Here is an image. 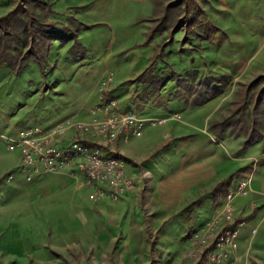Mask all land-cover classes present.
<instances>
[{
	"label": "rangeland",
	"instance_id": "rangeland-1",
	"mask_svg": "<svg viewBox=\"0 0 264 264\" xmlns=\"http://www.w3.org/2000/svg\"><path fill=\"white\" fill-rule=\"evenodd\" d=\"M19 1L0 0V18L14 10ZM45 1L48 8L26 5L30 10L28 20L51 23V31L62 37L52 38L50 50L45 56L38 55L40 63L33 54L23 65L20 60L24 52L10 50L8 61L0 67V184H6L11 173L13 182L25 181L20 171V152L8 151V138L36 127L51 129L72 116L77 122H88L102 93L109 96V92L100 93V85L111 78V97L121 109L126 105V111L122 110L134 112L146 126L141 137H130L128 142L118 139L108 149L128 150L132 160L136 154H149V165L158 172L159 179L178 167L194 166L193 157L186 164L183 161L182 155L189 147L183 144L179 150V143L172 138L176 134L186 137L191 146L202 151L198 160L201 168L210 169V173L213 170L211 177L203 178L199 197L181 210L197 218V208L203 204L199 214L203 222L189 225L188 234L204 228L217 213L211 214L223 206V195H215L219 184L231 178L228 189H238L241 181H254L264 166V97L256 102L264 93V0H195L204 12L203 26L193 31L183 27L171 36L176 20L150 42L147 35L157 25L151 22L155 17V8L150 7L155 6L153 0ZM158 1L161 5L156 21L176 0ZM185 9V4L173 8L170 21L184 17ZM207 24L218 30L207 34ZM170 38L173 41L169 43ZM147 64L145 72L130 83L134 72ZM238 101L246 105L240 111ZM164 118L171 120L166 124ZM227 120L228 126L221 128ZM244 125L246 130L239 129ZM250 127L263 135L254 145H246ZM119 156L124 158L120 152ZM124 160L129 171L133 166ZM136 169L146 183L147 172L143 167ZM240 169L245 170L240 173ZM215 184L213 190L207 189ZM251 198L252 193L241 195L232 203L236 222L247 212L244 210L237 218V211L250 205ZM158 239L159 233L147 238L155 254L152 264H157L156 258L160 257L154 249ZM82 241L79 246L69 247L58 239L56 244L63 248L56 251L45 243L44 260L30 264H103L95 247ZM8 259L2 254L0 264H13Z\"/></svg>",
	"mask_w": 264,
	"mask_h": 264
},
{
	"label": "crops",
	"instance_id": "crops-1",
	"mask_svg": "<svg viewBox=\"0 0 264 264\" xmlns=\"http://www.w3.org/2000/svg\"><path fill=\"white\" fill-rule=\"evenodd\" d=\"M150 7L155 8L154 5ZM150 27H153V23ZM144 42L145 39L141 40L140 44ZM146 67L148 64L135 71L128 81L136 82ZM112 81L111 78L103 81L100 93L106 90L111 97L108 87ZM125 108L126 105L122 107L123 110ZM71 119L75 120L72 116L64 121ZM164 119L167 120L166 124L171 120ZM166 138L169 136L166 135ZM172 138L179 143L176 146L179 150L183 144L189 147L182 155L184 163L193 157L196 159L195 164L189 168L178 167L159 179L156 174L158 172H153L152 165H149V154L148 157L136 154L132 160V157L127 155L128 150H113L117 154L120 152V155L132 164L133 168L127 172L136 185L133 192L118 202L91 201V190L84 184L83 177L73 174L72 170L47 172L32 183L26 180H12L0 184V256L5 255L13 264L37 263L36 261L44 260L43 254L48 244H51L55 251L63 248L56 244L58 239L69 247L79 246L84 240L85 244L95 247L103 264H152L155 254L153 246L147 243V238L150 234L159 233L157 246L154 248L160 255L156 258L157 264H197L192 258L193 247L188 228L192 223L201 222L199 214L204 205L197 208V218L181 210H185L189 202L199 197L197 192L199 187L204 185L203 178L211 177L213 170L210 173V169L205 171L201 168L202 164L200 166L198 160L203 156L202 151L191 146L186 137L176 134ZM10 139L14 138H8L7 141ZM137 166L143 167L149 175L146 183L138 174ZM243 178L244 175L240 180ZM254 178V181H250L246 194L247 196L252 193L253 201L250 205L241 206L237 211L238 215H235L239 218L244 210L247 211L243 219H237L240 222L244 220V225L238 227V250L231 252L230 256L231 262L239 260L240 264L243 260L245 264H264V166ZM194 185L196 187L193 189ZM217 185L208 186L207 189L213 190ZM189 193L190 196H187ZM225 197L223 196L221 205L224 204ZM254 205L256 207L251 211ZM221 209L222 206L211 215ZM189 217L192 220L189 221ZM3 237L4 242L1 240Z\"/></svg>",
	"mask_w": 264,
	"mask_h": 264
},
{
	"label": "built area",
	"instance_id": "built-area-1",
	"mask_svg": "<svg viewBox=\"0 0 264 264\" xmlns=\"http://www.w3.org/2000/svg\"><path fill=\"white\" fill-rule=\"evenodd\" d=\"M90 113L88 122L71 119L48 130L28 129L7 141L8 151L20 152V171L28 183L47 172L72 170L83 177L94 202H118L135 190L126 161L108 145L118 139L128 142L130 137H141L146 122L134 112L122 111L118 102L104 93ZM68 134L70 138H64ZM6 180H14V174ZM249 187V180L241 181L237 191L228 192L214 219L190 235L192 258L198 264H238L237 260L231 262L230 256L238 250V227L244 223L237 225L232 203L246 195Z\"/></svg>",
	"mask_w": 264,
	"mask_h": 264
},
{
	"label": "trees",
	"instance_id": "trees-1",
	"mask_svg": "<svg viewBox=\"0 0 264 264\" xmlns=\"http://www.w3.org/2000/svg\"><path fill=\"white\" fill-rule=\"evenodd\" d=\"M153 2L155 3V17L151 20V22L157 23V25L151 28L150 33L147 35V42L152 41L154 36L157 34H162L164 31H167L169 28V23H174L176 20H178V22L176 26L172 27L171 36L183 27L193 31L195 28H199L203 26L204 23H206L205 19L203 18L204 12L195 0H176L170 3L166 7L164 17L160 21H156V17L159 14L158 12H160L159 8L161 3L158 0H153ZM27 4L36 5L38 8L40 6L48 8V4L45 0H20L14 10L9 12L7 16L0 18V67L8 61L7 56L10 50L24 52V55L20 60L23 65L25 64L24 62H26L27 56L33 54L35 57H37V62L40 63L41 61H39L40 59L38 58V55L42 53L41 55L45 56V54L50 50V42L53 40L52 38L62 37V35H59L58 32L51 31V28L54 26L53 24L42 23L38 19L28 20L27 16H29L30 10L28 6H26ZM182 4H185L186 7L184 17H180V19L175 18L173 22H171L170 14L172 13V9L175 7L180 8ZM206 26L207 34H209L211 30L212 32L218 30L212 27L210 24H207ZM197 36L200 35L197 34ZM208 36L209 35H205V37ZM172 41L173 38H170L167 42L170 43ZM224 78L226 79L227 77ZM220 82L222 84V81ZM241 94L242 92H240L239 96H241ZM263 97L264 93H261L260 97L256 99V102H262ZM241 102L242 101H238V104ZM238 106V109L240 108L239 111L246 107V105L242 104ZM228 122L229 120L222 123L221 128L225 129L228 126ZM244 128L245 125L239 127L241 130H244ZM246 129L247 128H245V130ZM249 130H251V132L246 131V133L249 135L246 145H254L263 138V135L256 129H253V127H250ZM244 170L245 169H240L239 172L241 173ZM230 181L228 183L223 182L219 184L215 191V195L220 194L226 196L229 192L228 187L230 185ZM236 223L239 225L241 222L238 220Z\"/></svg>",
	"mask_w": 264,
	"mask_h": 264
}]
</instances>
